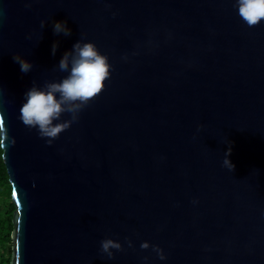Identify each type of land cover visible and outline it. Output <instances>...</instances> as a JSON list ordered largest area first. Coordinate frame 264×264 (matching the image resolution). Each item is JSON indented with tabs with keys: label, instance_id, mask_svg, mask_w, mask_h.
<instances>
[{
	"label": "water",
	"instance_id": "1",
	"mask_svg": "<svg viewBox=\"0 0 264 264\" xmlns=\"http://www.w3.org/2000/svg\"><path fill=\"white\" fill-rule=\"evenodd\" d=\"M79 39L113 71L49 145L19 108L33 81L67 75ZM0 87L10 264H264V22L247 27L234 0H0ZM105 237L124 251L102 257Z\"/></svg>",
	"mask_w": 264,
	"mask_h": 264
},
{
	"label": "clouds",
	"instance_id": "2",
	"mask_svg": "<svg viewBox=\"0 0 264 264\" xmlns=\"http://www.w3.org/2000/svg\"><path fill=\"white\" fill-rule=\"evenodd\" d=\"M31 0H26V7L30 6ZM234 7L244 24L254 28L264 22V0H234ZM115 15V13H113ZM45 20L40 21V28L43 29ZM53 32L57 35H71V30L65 21H53ZM57 43L51 47L52 55H55ZM126 59V57H125ZM13 60L20 66L22 73L32 70V63L19 53L13 54ZM60 72L67 75L57 80H46L42 86H37L33 81L32 86L24 93V102L19 108L18 119L29 129H36L41 138H46V143L51 145L58 139L60 134L79 119L81 111L93 102L105 89L106 83L110 80L113 66L109 62L107 54H102L92 41L79 39L66 50L57 65ZM3 88L0 87V95ZM65 114L68 119H61ZM201 127L198 125V129ZM15 137L9 136L6 122L0 120V153L5 154L6 148L14 146ZM229 147L224 153L222 166L229 171L234 169V164L229 159L231 153V141L227 140ZM129 248L133 242L125 238ZM140 248L152 249L160 260L166 259L163 250L156 244L142 241ZM124 251L119 240L105 237L100 241L99 253L102 257L113 259L115 252ZM147 261L148 257L144 256Z\"/></svg>",
	"mask_w": 264,
	"mask_h": 264
},
{
	"label": "trees",
	"instance_id": "3",
	"mask_svg": "<svg viewBox=\"0 0 264 264\" xmlns=\"http://www.w3.org/2000/svg\"><path fill=\"white\" fill-rule=\"evenodd\" d=\"M12 186L0 153V264H10L12 256L13 211Z\"/></svg>",
	"mask_w": 264,
	"mask_h": 264
}]
</instances>
